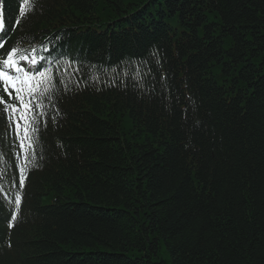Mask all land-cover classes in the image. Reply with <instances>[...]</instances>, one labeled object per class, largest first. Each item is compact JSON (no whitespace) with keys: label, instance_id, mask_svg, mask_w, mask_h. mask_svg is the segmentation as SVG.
Returning <instances> with one entry per match:
<instances>
[{"label":"trees","instance_id":"trees-1","mask_svg":"<svg viewBox=\"0 0 264 264\" xmlns=\"http://www.w3.org/2000/svg\"><path fill=\"white\" fill-rule=\"evenodd\" d=\"M23 1L0 54L72 71L0 264H264V0Z\"/></svg>","mask_w":264,"mask_h":264},{"label":"snow or ice","instance_id":"snow-or-ice-1","mask_svg":"<svg viewBox=\"0 0 264 264\" xmlns=\"http://www.w3.org/2000/svg\"><path fill=\"white\" fill-rule=\"evenodd\" d=\"M2 47V44H0ZM21 50L18 47H13L10 49L5 58L0 59V82L4 85V92L8 91V88L14 89L17 94L23 93L25 87H27V91L29 93V102H25L23 95H17L14 98L19 102L18 105H11L5 108V111L16 112L17 108L20 107L24 110H27L31 103V95L33 94V90L36 85H33L32 78L28 75V72L25 71L22 67H20L18 61L15 59L17 54ZM34 51V50H33ZM20 60H28L29 57L27 55H22L19 57ZM35 63V61H33ZM8 69H13L15 73L23 72V75H16L13 72L8 71ZM45 74L43 72L40 73V76L43 77ZM0 103H5L3 99H0ZM20 119H27L26 116L21 115Z\"/></svg>","mask_w":264,"mask_h":264}]
</instances>
